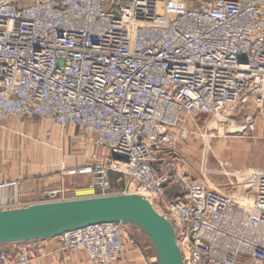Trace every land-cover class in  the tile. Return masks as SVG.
Masks as SVG:
<instances>
[{
  "label": "built area",
  "instance_id": "built-area-1",
  "mask_svg": "<svg viewBox=\"0 0 264 264\" xmlns=\"http://www.w3.org/2000/svg\"><path fill=\"white\" fill-rule=\"evenodd\" d=\"M249 108H264V0L0 2V132L11 119L63 135L80 129L81 143L109 152L67 170L93 179L85 198L115 196L113 176L127 180L122 195L146 198L171 223L184 264H264V168L240 174L225 163L220 173L235 181L222 192L186 172L176 153L189 119ZM53 137L47 130L44 144ZM57 201L52 192L42 203ZM128 230L67 232L59 252L117 264ZM146 243L145 264H158ZM32 260L27 246L0 252L2 264Z\"/></svg>",
  "mask_w": 264,
  "mask_h": 264
},
{
  "label": "crops",
  "instance_id": "crops-1",
  "mask_svg": "<svg viewBox=\"0 0 264 264\" xmlns=\"http://www.w3.org/2000/svg\"><path fill=\"white\" fill-rule=\"evenodd\" d=\"M231 118L232 116L224 118V121H230ZM194 126L192 122H186L189 131ZM50 129H52L50 124L40 120L22 123L11 119L6 129L0 132V185L4 181L21 182L18 186L0 187V211L40 204L52 192H57L58 200L63 201L92 195L77 196L81 190L93 191V179L84 175L69 176L67 170L90 165V154L97 150L95 147L88 148L83 143L77 142L81 130L75 127L69 128L64 135L57 130L50 141L51 146H46L45 132ZM247 131L248 127L232 126L228 136H246ZM259 133L264 137V124ZM183 144L185 143L181 142L176 146V153L181 160H183L181 155ZM213 153L217 165L215 171L208 170L207 173L200 171L195 177L208 187L222 192H228L230 184L235 181L220 173L221 166L225 163L232 162L234 165L232 172L240 174L264 167L263 164L262 166L255 164L258 152L250 142L222 140L216 144ZM62 159L65 160L64 170L61 166ZM22 246H27L30 250L33 258L30 264H94L83 253L59 252L57 238L4 245L0 246V252L16 250ZM44 253L46 255L42 256ZM147 256L146 252L128 242L126 256L117 264H145Z\"/></svg>",
  "mask_w": 264,
  "mask_h": 264
},
{
  "label": "water",
  "instance_id": "water-1",
  "mask_svg": "<svg viewBox=\"0 0 264 264\" xmlns=\"http://www.w3.org/2000/svg\"><path fill=\"white\" fill-rule=\"evenodd\" d=\"M111 223L140 231L150 242L158 264H184L171 223L146 198L135 194L47 202L0 211V246L44 241Z\"/></svg>",
  "mask_w": 264,
  "mask_h": 264
},
{
  "label": "rangeland",
  "instance_id": "rangeland-1",
  "mask_svg": "<svg viewBox=\"0 0 264 264\" xmlns=\"http://www.w3.org/2000/svg\"><path fill=\"white\" fill-rule=\"evenodd\" d=\"M237 114L233 115L230 121L227 122L224 121V118H215L199 114L194 116L192 120L189 119L195 126L189 131V138L183 141L185 144L182 145L183 150L181 155L183 157L182 165L185 171L192 177L197 179L195 176L200 171L204 173H207L208 170L215 171L217 165L213 151L216 144L222 140L227 142L245 141L252 143L258 152V159L255 164L257 166L264 165V137L259 133L264 124V108H249L241 111L239 115ZM232 126L248 127L246 136H228ZM51 130L54 134L57 132V129L54 127ZM77 142L81 143L80 140ZM97 153L101 159H106L109 156V152L105 149H99ZM16 183L20 184L21 182L18 181ZM127 185H129L127 180L120 182L119 176H113L112 193L122 195L126 191ZM77 196L79 197L81 195L77 194ZM128 231L127 243L131 242L133 244V241H135L134 245H137V247L144 245L147 247L149 245L146 243L148 242L147 239L137 229L129 228Z\"/></svg>",
  "mask_w": 264,
  "mask_h": 264
},
{
  "label": "bare ground",
  "instance_id": "bare-ground-1",
  "mask_svg": "<svg viewBox=\"0 0 264 264\" xmlns=\"http://www.w3.org/2000/svg\"><path fill=\"white\" fill-rule=\"evenodd\" d=\"M92 189L91 190H81L78 192V195H81V196H87V195H91L92 194ZM142 197V196H141Z\"/></svg>",
  "mask_w": 264,
  "mask_h": 264
}]
</instances>
